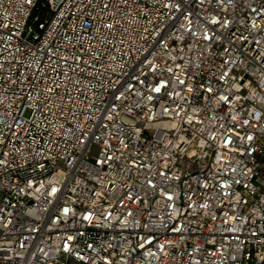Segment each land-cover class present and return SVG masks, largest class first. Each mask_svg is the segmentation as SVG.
Segmentation results:
<instances>
[{"label":"built area","instance_id":"obj_1","mask_svg":"<svg viewBox=\"0 0 264 264\" xmlns=\"http://www.w3.org/2000/svg\"><path fill=\"white\" fill-rule=\"evenodd\" d=\"M264 0H0V264H264Z\"/></svg>","mask_w":264,"mask_h":264},{"label":"rangeland","instance_id":"obj_2","mask_svg":"<svg viewBox=\"0 0 264 264\" xmlns=\"http://www.w3.org/2000/svg\"><path fill=\"white\" fill-rule=\"evenodd\" d=\"M263 168H264V162H263Z\"/></svg>","mask_w":264,"mask_h":264}]
</instances>
